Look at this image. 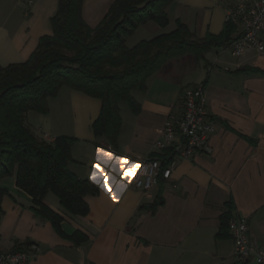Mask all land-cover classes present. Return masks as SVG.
<instances>
[{
  "label": "crops",
  "instance_id": "obj_1",
  "mask_svg": "<svg viewBox=\"0 0 264 264\" xmlns=\"http://www.w3.org/2000/svg\"><path fill=\"white\" fill-rule=\"evenodd\" d=\"M113 1L83 0L85 23L96 27ZM234 2L172 0L166 7V26L144 22L128 42L133 45L173 31L177 21L197 38L219 34L227 7ZM57 8L58 0H0V64L26 61L39 39L53 33L51 18ZM200 83L207 110L217 123L210 137L211 153L178 160L170 176L162 179V203L151 210L159 187L144 191L132 185L138 157L157 153L153 142L167 116L182 109L184 89ZM132 94L140 108L133 113L120 104L122 127L116 147L93 134L100 99L68 86L48 100L46 114L26 115L29 125L46 139H77L68 166L97 185L99 192L85 196L89 211L83 216L67 212L48 192L45 203L62 217L58 231L33 211V198L16 185L15 172L0 177V251L37 245L31 264H237L230 236L215 238L230 198L232 215L246 216L251 234L264 243V50L234 57L226 47H218L206 51L203 60L186 52L153 73L144 92ZM75 233L86 239L75 243L70 238Z\"/></svg>",
  "mask_w": 264,
  "mask_h": 264
},
{
  "label": "trees",
  "instance_id": "obj_2",
  "mask_svg": "<svg viewBox=\"0 0 264 264\" xmlns=\"http://www.w3.org/2000/svg\"><path fill=\"white\" fill-rule=\"evenodd\" d=\"M171 1L114 0L103 20L91 28L82 17L83 0H58L51 18L53 33L39 39L26 61L0 64V177L15 172L16 185L33 198V211L58 231L62 217L45 203V195L54 194L67 212L83 216L89 211L85 196L96 195L99 188L68 166L77 139L68 135H58L51 142L40 138L29 126L26 113L46 114L48 100L68 86L100 99L92 131L95 138L116 147L122 127L120 104H127L133 113L140 108L134 90L144 92L148 78L167 60L186 52L203 60L206 51L224 47L239 35L236 24L226 21L221 33L197 38L185 23L177 21L173 31L130 46L129 39L144 22L168 24L166 7ZM168 162L162 159V166ZM162 179L159 175V191L149 205L151 210L163 201ZM2 193L0 190V197ZM233 210L230 198L219 217L216 239L230 236L228 222ZM2 213L0 203V219ZM70 238L75 243L86 239L79 233ZM29 246L17 245L11 251Z\"/></svg>",
  "mask_w": 264,
  "mask_h": 264
},
{
  "label": "built area",
  "instance_id": "obj_3",
  "mask_svg": "<svg viewBox=\"0 0 264 264\" xmlns=\"http://www.w3.org/2000/svg\"><path fill=\"white\" fill-rule=\"evenodd\" d=\"M226 21L240 26L239 35L225 46L232 56L239 57L253 49L264 50V0H235L227 7ZM216 129L217 123L207 110L204 85L186 87L182 109L167 116L160 136L153 142L157 153L138 157L132 185L149 191L157 184L159 175L170 176L178 160L211 153L210 137ZM162 159L169 161L164 167ZM228 227L238 261L264 264V244L251 234L247 217L233 214ZM37 250V245H30L25 250L0 252V264H31V256Z\"/></svg>",
  "mask_w": 264,
  "mask_h": 264
},
{
  "label": "rangeland",
  "instance_id": "obj_4",
  "mask_svg": "<svg viewBox=\"0 0 264 264\" xmlns=\"http://www.w3.org/2000/svg\"><path fill=\"white\" fill-rule=\"evenodd\" d=\"M128 44L129 45H131V42H128ZM228 45V44H227ZM225 47V46H224ZM29 112H34V111H28L27 113H26V115L29 113ZM27 117V116H26ZM27 120V119H26ZM30 127H31V125H29ZM31 129L34 131V134H36L37 136H39L40 138H42V139H45L46 141H49V142H51V141H53L54 139L53 138H50V137H48L49 139H46V138H44L43 136H40V135H38V133L33 129V127H31ZM230 238L232 239V237H231V235H230ZM233 241V240H232ZM261 242V241H260ZM262 243V242H261ZM264 244V243H263ZM0 252H8V251H0ZM233 252H234V246H233ZM234 254V253H233ZM234 258H235V261H236V263L237 264H242V263H245V264H255L254 262H251V260H249V261H246V262H239L238 261V259L235 257V255H234ZM250 262V263H249Z\"/></svg>",
  "mask_w": 264,
  "mask_h": 264
},
{
  "label": "snow or ice",
  "instance_id": "obj_5",
  "mask_svg": "<svg viewBox=\"0 0 264 264\" xmlns=\"http://www.w3.org/2000/svg\"><path fill=\"white\" fill-rule=\"evenodd\" d=\"M101 152L102 155L104 156H107L109 159H112V154L111 153H107V152H104L103 149H100L99 150ZM118 161H120L122 158H116ZM98 167V166H97ZM122 168H123V165H122ZM106 175V174H105ZM113 198H115L114 194H113Z\"/></svg>",
  "mask_w": 264,
  "mask_h": 264
}]
</instances>
